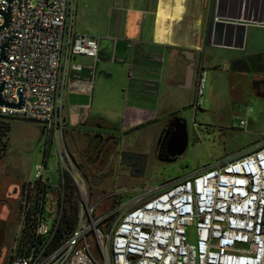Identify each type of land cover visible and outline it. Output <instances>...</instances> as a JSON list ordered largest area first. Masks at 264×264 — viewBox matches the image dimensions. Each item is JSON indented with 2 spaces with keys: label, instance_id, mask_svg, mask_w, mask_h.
I'll use <instances>...</instances> for the list:
<instances>
[{
  "label": "built area",
  "instance_id": "obj_1",
  "mask_svg": "<svg viewBox=\"0 0 264 264\" xmlns=\"http://www.w3.org/2000/svg\"><path fill=\"white\" fill-rule=\"evenodd\" d=\"M75 12L76 0H0V58L7 44L0 61V118L41 122L46 150L65 129L69 59L99 54L98 37L74 30ZM206 75L200 73L198 97ZM57 146V175L44 156L25 185L22 227L28 218L31 236L8 264H264V142L191 177L146 187L101 216L90 206L82 169ZM66 174L81 196L80 212L74 231L53 247Z\"/></svg>",
  "mask_w": 264,
  "mask_h": 264
},
{
  "label": "crops",
  "instance_id": "obj_2",
  "mask_svg": "<svg viewBox=\"0 0 264 264\" xmlns=\"http://www.w3.org/2000/svg\"><path fill=\"white\" fill-rule=\"evenodd\" d=\"M74 30L98 37L99 54L69 59L65 133H80L97 159L106 133L118 139L117 151H126L128 160L145 159L140 139L120 146L148 130L158 139L176 113L170 103L187 92L198 99L200 73L207 72V85L208 70H218L221 60L234 72L252 73L258 89L264 87V0H76ZM111 62L128 73L119 102L105 81L113 76Z\"/></svg>",
  "mask_w": 264,
  "mask_h": 264
},
{
  "label": "rangeland",
  "instance_id": "obj_3",
  "mask_svg": "<svg viewBox=\"0 0 264 264\" xmlns=\"http://www.w3.org/2000/svg\"><path fill=\"white\" fill-rule=\"evenodd\" d=\"M194 0H185L191 3ZM218 70L209 69L204 96L198 99L193 92L170 103L174 115L187 125L188 141L183 155L168 161L165 153L156 155L157 140L148 130L146 134L133 135L124 141L120 149L134 146L140 139V148L145 154L146 169L139 179H134L126 168H119L118 175L112 173L116 161L101 155L97 159L91 144L81 139L80 133L70 131L53 137L48 163L51 175L58 173V146L65 148L72 162L82 169L90 191L89 203L95 208L96 215L106 214L118 200L127 201L146 187H162L167 184L191 177L216 163L233 159L264 142V87L263 95L254 90L252 73L234 72L227 69L228 60H221ZM101 65H107L102 63ZM113 76L106 79L115 102L122 100L124 93L119 87L128 76L118 63H109ZM114 86V87H113ZM198 101V102H197ZM164 114H162L163 116ZM164 118L161 119V122ZM8 148L0 161V215L11 223L12 251L18 248L22 230L21 201L23 185L32 182L37 166L42 163L46 150L47 129L43 124L22 120H7ZM165 123V122H164ZM161 124L156 126L159 129ZM164 126V124H163ZM83 138V137H82ZM85 144H84V142ZM124 148V147H123ZM116 157V154H114ZM112 161V162H111ZM93 164L92 166L89 165ZM95 164H97L95 166ZM104 177L98 186L92 185V177ZM106 226V225H105ZM104 227V226H103ZM103 231V229H101ZM189 231L194 237V227ZM92 240V236H89ZM17 251V250H16Z\"/></svg>",
  "mask_w": 264,
  "mask_h": 264
},
{
  "label": "flooded vegetation",
  "instance_id": "obj_4",
  "mask_svg": "<svg viewBox=\"0 0 264 264\" xmlns=\"http://www.w3.org/2000/svg\"><path fill=\"white\" fill-rule=\"evenodd\" d=\"M260 87V86H259ZM260 90V88L258 89ZM259 93V91H257ZM179 117H172L169 119L163 126L160 135L157 140V150L159 154L165 153L168 154V151L171 147H174V143L177 141L178 136L180 134V124L181 122L178 121ZM100 146L97 149L98 153L105 155V157H109V159L114 155L117 154V147L118 139L113 137L110 133H106L100 136ZM117 157V156H116ZM128 153L126 151L118 153V161H116V166L112 173L118 175L119 168H126L127 173L130 174L131 177L133 175L142 176L146 169V161L144 158L142 159H135L131 158L128 160ZM136 160V161H134ZM135 162V163H133ZM126 163V164H124ZM99 178L97 176H93L91 182H93L94 178ZM101 178V177H100ZM103 181H104V177ZM22 197L25 192V185L22 187ZM1 204H5V200H0ZM11 223L9 220L0 215V264H8L12 259L16 248L12 251V243H11Z\"/></svg>",
  "mask_w": 264,
  "mask_h": 264
},
{
  "label": "trees",
  "instance_id": "obj_5",
  "mask_svg": "<svg viewBox=\"0 0 264 264\" xmlns=\"http://www.w3.org/2000/svg\"><path fill=\"white\" fill-rule=\"evenodd\" d=\"M173 117L175 116L173 115ZM7 130H8L7 120L0 118V161L2 160L8 148V141L4 140V138L7 136ZM46 143H49V141L46 140ZM49 151L50 149L47 148V150L44 151V156L49 157ZM80 203H81V196L76 186L73 184L72 179L66 174L65 175V196H64L63 206H62V214H61V219H60L59 226L56 232V236L52 244L53 247L57 246L63 239L68 237L76 228L78 217H79V212H80ZM31 227L32 225L29 223V219L26 218L24 220V225L22 227L21 234H20V241H19L20 246L18 245V248L16 249L17 251L15 252H19V253L24 252L23 246L21 245L24 242H26L31 236L30 234ZM100 228L103 230H106L105 225H102Z\"/></svg>",
  "mask_w": 264,
  "mask_h": 264
},
{
  "label": "water",
  "instance_id": "obj_6",
  "mask_svg": "<svg viewBox=\"0 0 264 264\" xmlns=\"http://www.w3.org/2000/svg\"><path fill=\"white\" fill-rule=\"evenodd\" d=\"M8 26H9V13L6 14V23H5L3 28H6ZM6 48H7V44L2 48V56L0 58V61L5 59ZM258 83L254 84V88L258 89V86H259ZM4 119H6V120H14V119H16L17 120V118H4ZM178 119H179L178 121L181 122V124H180V134L178 136L177 141L174 143V147H171V149L168 151V154H167L168 157H166V159L168 161L177 160L178 157L183 155V153L185 152L186 146H187V141H188L187 140L188 139L187 125L181 118H178ZM18 120L42 124L39 121H32V120H26V119H18ZM102 181H103V178H96L95 177L93 179L92 185L93 186H98V184L101 183Z\"/></svg>",
  "mask_w": 264,
  "mask_h": 264
}]
</instances>
